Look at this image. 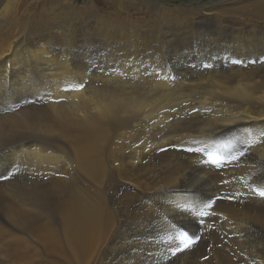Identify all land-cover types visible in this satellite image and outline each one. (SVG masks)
<instances>
[{
  "label": "bare ground",
  "instance_id": "obj_1",
  "mask_svg": "<svg viewBox=\"0 0 264 264\" xmlns=\"http://www.w3.org/2000/svg\"><path fill=\"white\" fill-rule=\"evenodd\" d=\"M219 1L185 10L165 0H64L48 8L59 21L39 30L20 26L8 6L0 9V102L26 95L11 105L6 119L0 117V124L8 121L0 127V157L6 155L0 160L9 173H26L21 176L28 183L48 181L58 192L70 187L51 203L45 194L44 200L13 194L5 218L20 234L9 232L7 243L0 222V264H35L39 250L35 246L29 260L27 240L40 242L46 255L59 254L56 215L75 259L97 264L115 241L109 236L99 244L113 214L107 199L89 197L76 178L103 185V194L110 189V163L115 185L147 202L153 213L151 223L123 230L131 263L264 264V197L256 192L264 190V0ZM117 5L126 8V17L107 12ZM139 11L144 16L134 17ZM182 13L187 15L172 21ZM90 36L107 45L104 61L77 51L80 41L91 43ZM180 38L189 45L170 48ZM212 43L219 44L218 52ZM149 84L158 88L151 92ZM206 87L208 95L186 93ZM193 146L203 152L182 151ZM229 146L244 153L239 161L222 169L200 163L221 160ZM228 196L235 199H215ZM171 200L178 204L173 207ZM197 220L204 225L198 228ZM149 228L163 229L169 244L133 245L141 235L148 238ZM185 233L199 234L194 242L200 249L173 256L169 249L181 239L185 243ZM211 236L215 241L206 251L205 238Z\"/></svg>",
  "mask_w": 264,
  "mask_h": 264
},
{
  "label": "rangeland",
  "instance_id": "obj_2",
  "mask_svg": "<svg viewBox=\"0 0 264 264\" xmlns=\"http://www.w3.org/2000/svg\"><path fill=\"white\" fill-rule=\"evenodd\" d=\"M110 1L113 2V1H117V0H110ZM124 1H133V2L135 1L136 3H140V2H143L145 0H124ZM146 1L158 4L159 1H162V0H158V1L146 0ZM218 1L219 0H165V4H168V5L170 4L172 6H178L180 8H184L186 10L188 8H199L198 4L199 5H201V4L209 5L210 3H213V4L218 3ZM57 2H59L60 4H63L64 0H0V9L2 7H5V5L8 6L11 9L12 15L20 22V24H19L20 26H22V27L34 26L35 29L39 30L44 25L50 26L51 23L59 21V20H52L51 14H52L53 10H51V11L48 10L49 7H52V5L54 6V3L56 6ZM100 2H105V0H100ZM221 2H223V0H221ZM229 3L231 5H237V4L240 5L241 1L231 0ZM105 5H107V4L101 3L99 6L103 7ZM124 7H125V5H124ZM113 9L114 8H108L107 12H109L112 15H118V16L126 17V15H127L126 8H125V10H123L121 8V6L117 5V6H115L116 11L111 13L110 11H113ZM185 15H187V13H182L178 17L173 16L172 21L176 20V19L179 20ZM95 16H97V15H95ZM133 16L134 17H137V16L143 17L144 15L142 12L139 11L137 14H133ZM231 16H238V14H232ZM124 17L122 19H124ZM107 18H108L107 20H109V17H107ZM41 19L44 21L43 24L41 26L36 25V23H38ZM124 21L129 22L127 19H124ZM91 38H92V40H91ZM90 40H91V43L90 42L81 43V41H80L79 47L76 48L77 51H85V52L90 51V53L95 54V56L99 57L100 59L102 58V60L104 61V57H105V55H107V51L105 50V49H107L106 48L107 45L103 46V45L97 44V42L100 41V39L97 37H94V36H90ZM188 45H189L188 40L183 41L180 38L179 41L175 45L170 46V48L175 47V46L187 47ZM211 45L214 46L212 52L213 53L218 52L219 47H220L219 44L218 43H212ZM102 46H103V48H102ZM221 46H223V44H221ZM197 49L198 48L193 47V50H191V51L197 52ZM104 51H105V53H104ZM179 51H182V50L180 48H178V49L172 50L171 52L174 54V53H177ZM192 52H191V55H192ZM108 54H109V52H108ZM168 55H169V53H168ZM186 58L188 59L189 56H186ZM147 88L151 92H154L155 89L158 87L156 85L149 84V86ZM199 90H201V92ZM195 91L196 92L199 91L198 95H199V93H202V92H205L208 95V92H210L211 89L209 87L202 88V89H193V90L190 89L186 93L197 96L196 95L197 93H195ZM11 95H12V92H11ZM12 97H16L14 102H11L9 104L5 103V102H0V108H1L0 109V117H1V119H6V118H3L2 116L8 117L11 113H13L11 111L12 106L14 107V105H17L16 102L21 101L24 97H26V95L20 92L16 95H12ZM35 105H40V106H38L39 108L43 107L42 106L43 104H41V103H38ZM14 112H15V110H14ZM16 112H17V110H16ZM7 123H8V121L1 122L0 127H1V125H3V127L5 128V125ZM17 132H23V131L18 129ZM8 137H9V135L3 136V138H8ZM232 147H233V149H232ZM229 148H231V149H228L226 152H224L223 154L220 155L221 160H219V161H222L224 159H227V158H230V157H233L236 155L239 156L240 153H239L238 149H236V147L229 146ZM176 153H182V151L176 152ZM223 155H225V156H223ZM5 156L6 155H3L0 158H4ZM4 162L5 161L3 159L0 160V167L3 168L4 172H5V173H2L1 176H8L9 178L8 179H0V222L3 226H6L5 229L7 232H6L5 237H6V240L8 239L7 240V243H8L11 241V237L8 235L9 232L15 233V231L17 229L12 227L9 224V222L7 221V219L5 218L4 206L9 202V199L13 196V194H15V196L17 197L18 200L22 199V198L28 199L32 196H38L44 200V194H45L49 203H51V201L56 196H57V200L63 199L68 194V190L70 187H67L62 192H58V191H55V188H54L55 186H53L52 183H49L48 181H46L45 183H32L31 181H29V183H28L26 181V178L25 179L22 178V176H25L26 173L23 175L19 174V173H13V174L9 173L8 172L9 169L5 166ZM109 166L113 171L112 179L109 183L110 189L108 191L104 192L103 194H100L98 192L99 188L103 185H101L99 187H97L95 185H91L88 182V180L83 176H78L76 178L77 182L81 186V189L84 191H87L89 197L107 199L109 202V207H110L112 214H113L112 220H114V223L108 229V231L105 233L103 239L101 240V242L99 244H102L109 236H115V241L111 245H108L106 247L105 251L103 252V254H102V256H101V258L97 264H138V263H131L129 260L130 255L128 254L127 251L129 250V248L131 246L128 248V250H126L125 236L123 234L124 233L123 230L128 225H134V226L138 227V229H139L140 227L144 226L143 224L145 222L151 223L152 222L151 214L153 216V213L147 207V205H146L147 202H144V201L137 202L134 198L137 196H135L133 194H127V192H123V191H121L120 188H118L115 185V171L112 168L113 165L111 163L109 164ZM32 177H33V175H32ZM27 178H29V177H27ZM41 178H42L41 176H38V179H41ZM217 178H219V177H217ZM216 179H213V180H216ZM217 180L215 181L216 183L214 182L215 184H218L221 182V180L218 182H217ZM191 199H193V195L191 196ZM172 200H171L172 206L175 207L178 203L174 202ZM121 201L131 202V203L127 207H125V204H119ZM157 218L158 217H156L155 219H157ZM54 222H55V225L57 227V235H58V238L60 240V248H59L60 252H59V254L52 252L49 255H46L42 251L40 242L37 243V242H31V241L27 240L28 243L26 242V244H29V246H30L28 248L29 249L28 251H30V252L27 251L28 259L30 260L29 257L33 254L34 248L37 247L39 251H38V257L36 258L37 261H35V264H84L81 260L77 261L75 259V257L72 255L69 248L67 247V244L63 238L65 235H64L63 229L61 227V219H60L59 215L55 216ZM189 231H191V229H189ZM215 231L217 232V230L216 229L214 230V234H216L215 236L213 234L214 237H216L218 234V232L216 233ZM145 232L149 233V234H144V235H147V237H148L147 239H145L144 236L141 235V236L137 237L135 239L134 244H133V242H132V244L138 245L139 243L143 242L144 240H148L150 243H155V244L157 243L159 245H162L165 243L169 244L168 240H164L161 237L162 235L165 234V231L163 229L149 228ZM257 232H260V231L258 230ZM16 233H17V235H19L20 231L17 230ZM261 233H264V230L261 231ZM188 235H190V232L188 233ZM213 236H211L209 238L211 239ZM190 237H192V235L185 238V243L187 242V240ZM214 237L211 240H208L209 238L204 237L206 239V242H205L206 243V245H205L206 251H209V249L211 248L212 242L215 241ZM36 244H38V245H36ZM199 244L200 243L194 242L191 247L185 249L182 252H177L176 254L179 255L180 257L184 258L185 252L191 254V253L195 252L197 249H200L198 247ZM178 246L179 247L183 246L182 239L180 241H178L176 244H174L169 249V253L172 254V252H174ZM227 246H228V248H227ZM227 246H226L227 250L232 248L231 245H227ZM232 251H234V250H232ZM251 258H254V256L251 255L250 260H251ZM262 260H264V256H263ZM255 262H256L255 260H251V264H256Z\"/></svg>",
  "mask_w": 264,
  "mask_h": 264
},
{
  "label": "snow or ice",
  "instance_id": "obj_3",
  "mask_svg": "<svg viewBox=\"0 0 264 264\" xmlns=\"http://www.w3.org/2000/svg\"><path fill=\"white\" fill-rule=\"evenodd\" d=\"M233 63H243V61H240V60H234ZM205 68H208L210 67V65H204ZM81 87H83V85H81ZM193 111H199L198 109H193ZM261 138L264 139V133H261ZM193 143H196V142H193ZM246 150H250V149H246ZM182 151H185L187 153H192V154H199V153H202L203 152V149L201 148H197V147H187V148H184L182 149ZM244 153L241 152V156L243 155ZM240 159V156H233L232 157V160H228V161H218V160H212V159H204V158H201L200 160V163L202 165H208L210 167H215L216 169H222L224 168L227 164H231L233 160L235 161H239ZM9 177L8 176H0V179H8ZM232 181L229 180V179H222L221 180V184L222 185H227V184H230ZM257 194L261 197H264V190H256ZM215 199H228V200H233L235 199V197L233 196H228V197H216ZM199 215L201 216H206L208 215V213H200ZM197 225H198V228L199 227H202L204 225V221L203 220H197L196 221ZM184 235H187V233H185ZM200 239V236L199 234H194L192 237H190L186 243H183V246L182 247H177L176 250L174 252H172V255L175 256L177 252H182L184 251L185 249L189 248L192 246V244L194 243V241H198Z\"/></svg>",
  "mask_w": 264,
  "mask_h": 264
}]
</instances>
